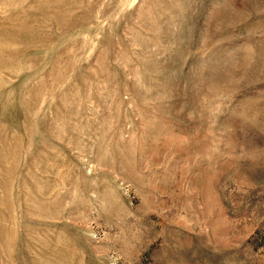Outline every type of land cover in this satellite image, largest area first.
<instances>
[{
  "label": "rangeland",
  "instance_id": "1",
  "mask_svg": "<svg viewBox=\"0 0 264 264\" xmlns=\"http://www.w3.org/2000/svg\"><path fill=\"white\" fill-rule=\"evenodd\" d=\"M0 264H264V0H0Z\"/></svg>",
  "mask_w": 264,
  "mask_h": 264
}]
</instances>
